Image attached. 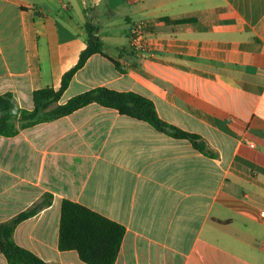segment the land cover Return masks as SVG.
<instances>
[{
  "label": "crops",
  "instance_id": "crops-1",
  "mask_svg": "<svg viewBox=\"0 0 264 264\" xmlns=\"http://www.w3.org/2000/svg\"><path fill=\"white\" fill-rule=\"evenodd\" d=\"M88 23L104 54L53 107L98 88L136 93L210 155L91 104L0 136V224L51 197L14 234L47 264H85L58 248L64 200L126 228L116 264H264V0H0V96L32 110L35 91H58Z\"/></svg>",
  "mask_w": 264,
  "mask_h": 264
},
{
  "label": "trees",
  "instance_id": "trees-1",
  "mask_svg": "<svg viewBox=\"0 0 264 264\" xmlns=\"http://www.w3.org/2000/svg\"><path fill=\"white\" fill-rule=\"evenodd\" d=\"M157 22L173 23L168 18H160ZM85 30L87 48L77 64L63 76L58 91L53 88L35 91L32 110L21 108L11 93L0 96V136L13 138L25 129L69 116L91 104H97L103 108L116 110L123 116L149 123L157 131L175 139L187 140L197 151L210 155L202 138L161 120L153 102L136 93L98 88L77 95L64 105L53 107L59 103L73 77L87 61L94 55L104 54V43L98 37V28L88 23ZM51 204L52 198L46 197L12 220L0 224V253L8 264H47L33 252L17 245L14 234L22 222L36 216ZM125 235L126 228L123 225L78 203L69 200L62 202L58 241L61 252L75 251L85 264H116Z\"/></svg>",
  "mask_w": 264,
  "mask_h": 264
},
{
  "label": "built area",
  "instance_id": "built-area-1",
  "mask_svg": "<svg viewBox=\"0 0 264 264\" xmlns=\"http://www.w3.org/2000/svg\"><path fill=\"white\" fill-rule=\"evenodd\" d=\"M149 24L145 22L135 24L129 36V48L136 54L140 55L148 47L147 35L149 31ZM262 218L264 219V211L261 213Z\"/></svg>",
  "mask_w": 264,
  "mask_h": 264
}]
</instances>
